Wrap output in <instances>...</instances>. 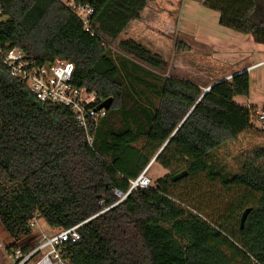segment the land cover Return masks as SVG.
<instances>
[{
  "label": "trees",
  "instance_id": "obj_1",
  "mask_svg": "<svg viewBox=\"0 0 264 264\" xmlns=\"http://www.w3.org/2000/svg\"><path fill=\"white\" fill-rule=\"evenodd\" d=\"M153 1L73 0L93 10L85 27L61 0H0L1 50L19 49L37 66L69 62L70 84L95 95L92 108L111 99L89 126L88 144L69 108L40 102L0 63V226L16 245L30 237L35 217L61 230L88 220L67 249L69 264H264V148L230 176L211 159L225 143L258 132L251 121L258 107L235 101L249 96V76L236 73L200 99L197 84L151 70L162 58L119 37ZM194 1L264 55V0ZM164 144L153 163L169 174L129 192ZM213 185L229 196L217 210L203 191ZM114 191L125 197L119 202Z\"/></svg>",
  "mask_w": 264,
  "mask_h": 264
},
{
  "label": "rangeland",
  "instance_id": "obj_2",
  "mask_svg": "<svg viewBox=\"0 0 264 264\" xmlns=\"http://www.w3.org/2000/svg\"><path fill=\"white\" fill-rule=\"evenodd\" d=\"M200 4V2L194 0H155L153 2H149L144 8L145 10L143 12L141 22H145L147 26H151L150 24H152L153 29L147 32H141V37L138 36V31L134 32L133 34H126V36L139 38V42L145 49L151 53L158 54L162 58L164 61L163 67L158 70L151 69L155 73L161 76L166 75L171 78L188 80L197 84L202 89V91H204L209 89L211 86L210 84L213 81H216L215 83H217L230 78L227 77L225 79H219L220 77L228 76L229 73H231L234 69L235 64L231 62L234 60V56L224 57L222 54L216 53L212 54L211 57H207L208 53L206 49L200 50L198 47H192L193 49L197 50V52H195L197 54L193 56L191 53H187V45L185 46L180 43L183 40L179 41V39L174 38V30L171 31L169 28H167L168 25L175 23L173 21L175 19L172 18L175 17L178 12H181V14L186 12L187 15L192 18V20H186H188L190 23L194 22V24L198 23L194 20L202 16L200 13L195 12L196 10H205L208 13L215 14V12L207 10ZM188 21H185L186 25L190 24ZM130 25L132 26V24ZM124 33L125 32L121 34L119 40L126 38ZM119 40H116L111 44L113 53L118 52ZM176 41L179 43V46L177 45V47H175L176 43L174 44ZM140 65L143 66V68L146 67L142 64ZM145 69H147V67ZM259 72H261L260 82L262 87H256L252 89L249 96L250 101L256 102L258 104L256 115L261 114V112H263L261 108L264 107V68H260L255 72V74ZM150 80L153 81L152 79H149L148 81L151 82ZM125 85L128 87L129 83L125 81ZM130 87H134L137 91V94L142 92L145 94L144 96L149 97V99H155V96L152 95L154 93L143 85L132 83ZM247 98L239 97L236 99L240 104H242L245 100H247ZM256 115H253L251 121L253 127L258 129V132L254 130L243 133L235 140L225 143L212 153L211 159L213 161L214 167L217 171H221L220 173L222 175L227 174L230 176L235 174L239 170L242 161L252 150L256 148H264V121H258ZM166 174H169V172L165 171L155 163H151L144 172V176L150 180L151 185H153L156 179L161 178ZM203 189L204 193L209 191L208 200L210 199L209 201H211L209 205H211V209L213 210H217L223 201L229 198V196L225 194L224 188L222 186L213 185ZM211 197L214 199L211 200ZM37 224L42 227H46L43 219H38ZM36 230L37 227L34 228V231ZM22 242H25V240L19 243ZM12 244L13 241L8 238L0 226V264H6L3 257L5 253L2 248L6 247V245L10 246Z\"/></svg>",
  "mask_w": 264,
  "mask_h": 264
},
{
  "label": "built area",
  "instance_id": "obj_3",
  "mask_svg": "<svg viewBox=\"0 0 264 264\" xmlns=\"http://www.w3.org/2000/svg\"><path fill=\"white\" fill-rule=\"evenodd\" d=\"M62 2L83 20L86 27L93 13L92 8L87 5L76 6L73 0ZM2 15L3 11L0 8V22L4 20ZM0 63L8 69L11 77L25 84L29 92L40 102L69 108L76 123L86 133L87 143H91L89 126L92 124L95 126L104 118L106 110L92 108L91 105L96 104L95 95L88 93L85 88H77L70 84L74 70L71 63L55 61L47 66H37L21 50L9 47L5 50L0 49ZM257 120L264 121V112L257 114ZM150 185V180L143 172L136 180L130 182L129 192ZM114 194L120 198L119 202L125 197L117 191H114ZM38 219L35 217L29 222L32 233L29 238L24 239L25 242L2 248L6 264H69L66 257L67 249L80 239L79 229L88 220L61 230L52 229L47 225L42 227L37 224ZM36 227L37 230L34 231Z\"/></svg>",
  "mask_w": 264,
  "mask_h": 264
},
{
  "label": "crops",
  "instance_id": "obj_4",
  "mask_svg": "<svg viewBox=\"0 0 264 264\" xmlns=\"http://www.w3.org/2000/svg\"><path fill=\"white\" fill-rule=\"evenodd\" d=\"M144 10L145 9H143L141 12L139 20L130 22L125 28L123 31L125 32V36L126 34L129 35L138 31V36L141 37V32H147L153 29L152 24H150L151 26H147L145 22H141ZM195 12H198L202 15L201 17H198L196 20H194L198 22L197 24H194V22L190 23L188 20H186H192V18L188 16L186 12H183L182 14L181 12H178L176 16L172 18L175 19L173 20L175 23L168 25L167 27L171 31L174 30L173 33L175 34V39H179V41L183 40L180 43L185 46L187 45V53H191L194 56L197 54L195 53L197 50L193 49L192 47H198L200 50H207V57H211L212 54L216 53L222 54L224 57L234 56V60L231 61L235 64L234 69L231 73H229L228 76L220 77L219 79H225L227 77L231 78L233 74L246 72L249 76V92H251V90L256 87H262L260 82L261 72L256 74L255 72L260 68H264L263 47L254 43L250 36L241 35L234 31L220 27L218 25V14L216 12L215 14L208 13L205 10H196ZM185 21H188L190 24L186 25ZM130 24H132V26ZM126 39H132L142 45L139 42V38L126 36ZM176 42H174V44ZM163 76L169 77L166 75ZM215 82L213 81L210 85L214 84ZM249 96L242 104H240L237 99H235V101L245 107L251 105L257 106L258 104L256 102L250 101Z\"/></svg>",
  "mask_w": 264,
  "mask_h": 264
},
{
  "label": "water",
  "instance_id": "obj_5",
  "mask_svg": "<svg viewBox=\"0 0 264 264\" xmlns=\"http://www.w3.org/2000/svg\"><path fill=\"white\" fill-rule=\"evenodd\" d=\"M216 84V83H215ZM213 85H211L210 87H209V89L212 87ZM208 89V90H209ZM208 90H204L203 91V93H202V95H201V97H200V99L203 97V95L208 91ZM199 99V100H200ZM110 104H111V99H107V100H105L104 102H102L98 107H97V110H101V109H104V110H108L109 108H110ZM167 143V142H166ZM165 143V144H166ZM165 144L162 146V148L158 151V153L154 156V158L150 161V163L147 165V167L145 168V170L149 167V165L151 164V163H153V161L155 160V158H156V156L159 154V152L163 149V147L165 146ZM145 170L143 171V172H145ZM184 176H186V172H181V173H179V174H177V175H174L172 178H171V181H173V182H175V181H177V180H179V179H182ZM250 212V208H248V209H246L243 213H242V215H241V218H240V227H242L243 226V224H244V222H245V220H246V217H247V215H248V213Z\"/></svg>",
  "mask_w": 264,
  "mask_h": 264
}]
</instances>
